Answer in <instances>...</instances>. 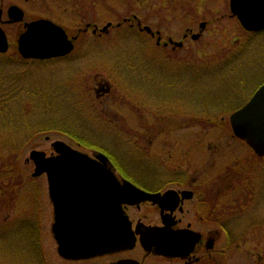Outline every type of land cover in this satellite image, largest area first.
Instances as JSON below:
<instances>
[{"label": "rangeland", "instance_id": "374dc122", "mask_svg": "<svg viewBox=\"0 0 264 264\" xmlns=\"http://www.w3.org/2000/svg\"><path fill=\"white\" fill-rule=\"evenodd\" d=\"M199 2L202 6L204 0ZM0 3L4 8L3 19H7L6 9L15 4L26 12L28 19L40 16L50 18L71 32L77 27L84 28L86 23L97 24L101 28L109 22L114 25L101 36L99 41H95L91 31L85 33L87 37L83 36L85 39L79 42L77 54L74 53L70 59L73 60L72 62L35 63L30 69H26L25 64L11 66L12 63H19L17 40L23 24H2L11 46L5 54L7 57L5 61L10 66L0 67V85L7 90L9 79L7 77L12 76L18 77V83L22 80L31 86L25 87L26 90L39 91L35 100V103H38L36 112H31V108L27 110L30 121L38 117L40 112L44 117L61 120L54 124L62 122V126H74V129L82 130L83 134L102 144L113 155L114 160L120 162L123 159L133 158L134 154L137 157H144L146 152L137 149L142 147L143 143L140 141L148 140V145H151L153 139L154 145L151 149L155 150L156 154L167 157L169 151L173 152V162L167 164V171L208 173L217 169V172L229 170L230 174H233L239 162L240 169L245 161L251 160L249 148L231 135L227 112L223 110L224 114L221 113L222 115H219L214 123L217 125L211 127L206 123L207 113L198 111V104L196 107L189 105L191 102L198 103L199 99L211 92L205 80L214 86L218 82L217 75L225 77L222 83L224 84L232 80L230 79L232 77L245 79L251 73L253 75L264 69V33L260 36L247 34L235 19L224 18L222 14L228 10L229 0H205L204 6L198 10H193L194 0H43L39 1L40 4L26 0H0ZM210 6L215 10L214 12ZM132 15H137L142 25L159 30L166 38L170 37L175 41L183 39L187 28H193L194 32H198L202 20L206 18L214 20L198 41H193L190 37L186 40L184 48L178 53L183 61L181 63L174 58L179 49L174 53H171V47L167 48L168 50L162 47L155 49L154 45L152 46L155 40L152 41L147 33H144L145 37H142L144 40L141 39V42L148 43L149 38L151 44H147L148 48L141 45L137 39L125 37L129 32L128 25L133 21L115 28L118 23L126 18L129 19ZM84 41L88 44L87 50L82 47ZM82 49L85 51L83 58H81ZM237 57L239 58L235 59ZM81 59L80 63L74 61ZM190 59L202 63L201 69L212 74L211 78L214 81L206 78L200 80L195 75L184 74L181 67ZM121 63H126L124 69L119 68ZM131 65L137 66L135 77L129 72ZM2 71L6 77L1 75ZM260 74H256L259 78L254 76L251 79L263 80L264 77ZM97 79L114 82H110L112 85L110 95L103 99L98 98L97 93L92 89ZM168 80L170 84L167 83ZM129 84L135 86L136 93L130 89ZM87 86H90L91 93L86 91ZM253 86L250 81L248 89L245 92L240 91L246 93L244 95L247 97L252 93ZM226 88L225 85L213 89L211 94H223ZM182 110L184 112L182 121L191 120L190 124H186L190 126L182 125L180 129L175 130L174 121L177 117L174 114ZM215 110L216 108L209 109L210 112ZM156 112H159L158 115H163L162 121L157 117ZM8 120L11 124L13 119L8 117ZM198 122L200 126L192 125ZM159 123H167L173 127H162ZM4 125L0 117V264H113L119 257H134L133 255L137 254L139 256L134 259H142L144 252L138 246L134 252L118 253L104 259L100 257L68 261L60 257L51 232L54 219L47 180L45 176L30 180L34 165L25 161L32 149L43 150L49 155L52 152L53 137L49 141L44 138L45 135L35 138L29 142V147L23 148L21 157L15 163L21 176L9 180V184L15 187L11 190L4 188L2 184L3 180L5 184L8 183L4 174L7 168L3 163L6 154L10 153V146L23 145L28 132L22 130L23 134L12 138L10 136L13 132ZM82 125H86L85 130L82 129ZM199 129H203L202 135ZM197 133L201 139L198 138ZM53 134L57 132H50V135ZM55 137L63 139L60 134ZM17 138L21 140H16ZM129 146L132 152L127 149L130 148ZM80 149L89 150L86 147ZM262 167L264 162L263 165L252 170L258 173ZM243 178L244 176L237 177L238 180L234 183L225 178L218 186L219 196L224 197H221V201H217L216 217H213L212 223L215 225V221H219V224L215 225L218 229L213 239L218 251L216 262L217 260L220 262L225 256L220 251L224 247L223 243L227 237L224 230L227 229L233 232L235 237L229 243V248H226V264H264V195L260 205L264 190V173L260 174V178L258 177L253 183V188L254 174L245 181L249 189H252L251 193L244 190V183L238 184ZM207 182L209 185L208 179ZM235 186L238 187L236 191H241L244 197L230 192L235 191ZM225 207L228 208L227 211ZM197 211L191 209L189 222L198 231H208L211 224L209 221H202L203 224L196 221V226L194 225L193 222L200 216ZM130 212L134 221L141 218L143 224L147 226L151 225L155 218L154 210L148 205H143L140 210L133 208ZM208 216L209 212L205 217ZM254 218L260 219L262 225H250L248 228V221ZM26 220L37 226L36 240L39 248L37 253L34 251L26 254L22 234L16 236L13 232L16 223ZM206 225L208 228L204 229ZM34 244L36 246L35 242ZM30 256L34 259L29 258ZM149 259V264L154 262L176 264L169 263L160 256L155 257L151 262Z\"/></svg>", "mask_w": 264, "mask_h": 264}, {"label": "water", "instance_id": "95a60500", "mask_svg": "<svg viewBox=\"0 0 264 264\" xmlns=\"http://www.w3.org/2000/svg\"><path fill=\"white\" fill-rule=\"evenodd\" d=\"M231 9L247 30H264V0H232ZM2 13L0 7V19ZM23 18L24 12L17 6L9 9L10 22H19ZM106 29L107 26L103 30ZM145 29L150 32L149 28ZM73 48L65 30L46 19L27 23L26 31L18 40V51L25 59L64 56ZM7 50V36L0 27V52ZM231 125L236 136L246 140L256 153L264 155V84L243 108L231 116ZM53 147L59 153L57 157H47L45 152L33 150L30 152V159L35 163L33 176L47 173L56 210L58 213L59 208L62 211L53 227L59 242V254L66 259H87L133 247L134 234L123 211L122 222L117 228L104 223V220L107 216L115 215L112 211L115 204L119 210L120 204H133L144 200L156 202L159 196L138 190L127 181L120 188L116 187L115 199L112 195L113 188L108 186L103 195L102 184L112 177L106 174L101 177L100 173H108L110 170L62 141L53 143ZM106 159L101 156V160ZM58 200L60 205L57 204ZM103 216L105 217L102 219ZM159 231L158 228H147L142 237L143 246L147 250L154 248L159 254H180L178 238L165 240Z\"/></svg>", "mask_w": 264, "mask_h": 264}, {"label": "flooded vegetation", "instance_id": "af4514ba", "mask_svg": "<svg viewBox=\"0 0 264 264\" xmlns=\"http://www.w3.org/2000/svg\"><path fill=\"white\" fill-rule=\"evenodd\" d=\"M26 1H30V0H26ZM31 1H39V0H31ZM223 16H227L229 15L228 12L222 14ZM207 23V22H206ZM88 25V23H86V26ZM76 33L70 35V37H74L77 36L76 40H74L75 43V50L77 53V48L79 47V41L81 38V35L84 34L85 30L84 28L81 29V27H77L76 29ZM193 35V30L189 29V31L187 33H185L183 35V42H185L189 37L192 38ZM157 38L159 36H156ZM169 40V39H167ZM168 43V42H167ZM173 46L174 45L172 43H169L168 45H166V47L168 46ZM82 47L86 48L88 47V44L82 43ZM87 50V48H86ZM73 51V52H74ZM84 50L82 49V56L81 58L84 57ZM75 61V60H74ZM82 61L81 60H76V63H80ZM72 62V61H71ZM92 89H94V91L97 93L99 98H104L105 96H109L111 93V85L109 82L104 81V80H100L97 79V81L95 82L94 86L92 87ZM91 90L89 88V86H87V91ZM103 102V100H102ZM136 127V125L134 126ZM90 152V151H89ZM107 153L109 158L111 159V161L115 164V160L114 158H111V154L107 151H105L104 149H102L100 146H96L94 149H92V151L90 152V154H92L93 156H97V154L99 153ZM114 168V175L117 177V179L119 181H121L123 178H128V176H138L140 178H142L141 180H143V183H141V185L143 186V188H145L148 191L151 192H165L168 189H176L179 191V194L182 198H184L182 196V192L183 190H191L192 191V196L184 199V200H180V204L179 207L173 212V216L175 217V225H173L174 228L178 229V230H183L182 233V237L184 239V244L187 242V237L186 234H192L195 236V234H200L199 238L200 240L195 244L192 253L188 254L187 256L184 257H179V258H168V257H162L163 259H165L166 261H169V263L171 262H175L176 264H217L216 262V252H214V250L212 249H208L211 248V244H213V239L216 237L217 234V229H216V224L217 222L215 221V225L212 224L213 223V217H216V206H217V189L218 186L220 184V179L221 177L218 176L217 171H213V172H182V173H178V174H168V175H163L161 172H149V173H134V175L129 174L127 172H122L119 170H116V168L113 166ZM207 179L209 181V185L207 182ZM150 186H148V183ZM159 180H167V181H161L158 183ZM146 205H148L149 207L153 208L154 210V216L155 218H153L152 223L153 225H161L162 221H161V210L159 206L147 203ZM135 207H126L127 212L129 213V216L131 217V212L130 210L133 209ZM138 210L141 209V207L137 208ZM192 210H198L197 212L199 213V215L205 211H209V217H205L202 218L201 216H199L198 220H195L193 223L196 226V221H198L200 224H203L202 221H209L210 224V229L208 231H203V230H196L194 229L192 226L193 224L191 222H189V215L190 212ZM157 214H159L157 216ZM160 216V218H159ZM132 218V217H131ZM214 228V229H213ZM191 231V232H190ZM198 232V233H197ZM205 233H209V234H205ZM191 238V237H189ZM198 238V235L196 237V239ZM192 241L191 239H188V243ZM211 243V244H210ZM140 249H142L139 246ZM143 251V250H142ZM129 251H124V252H119V254H123ZM134 252V251H132ZM143 257L141 258H135V259H140L139 261L141 262V264H149L148 259L150 260V262L152 260H154L155 257H157L154 253H146L145 251H143ZM134 254V253H133ZM134 257L139 256L137 255H133ZM125 256L119 257L118 259H121ZM134 257H127L128 259L133 258ZM149 257V258H148ZM159 257V256H158ZM148 258V259H147ZM117 259V260H118ZM145 261V262H144ZM155 264V262L153 263ZM220 264H226L225 260H221Z\"/></svg>", "mask_w": 264, "mask_h": 264}, {"label": "trees", "instance_id": "16d2710c", "mask_svg": "<svg viewBox=\"0 0 264 264\" xmlns=\"http://www.w3.org/2000/svg\"><path fill=\"white\" fill-rule=\"evenodd\" d=\"M2 76H5V73H1ZM9 78V79H8ZM8 79V84H7V90L2 88L0 85V117L2 119L3 124L6 125V127L9 128L10 131L13 132L12 136L10 137H15L19 136L21 134L22 130L24 132H28L27 137H25V141L23 145L18 146L16 144H13V147H11L10 153L6 154L5 161L3 165L7 168L6 172V178L8 180V183L5 184L3 180V187L4 188H9V189H14L15 187L11 186L9 184V180H13L16 178H19L21 176L18 173V170L16 169L15 163L21 157V152L23 151V148L29 147V142L31 140L38 138V137H43L44 135H50V132L54 129L53 126L55 125L54 123L57 121L55 118L49 117H36L34 120L30 121L29 115L27 110H30L31 112L33 111V105L32 102H35L33 96H23L21 91L19 90L18 87V77H7ZM6 79V83H7ZM5 87V86H4ZM222 102V104H226L227 102H230V104H233V106L236 104V101L232 103L234 100H229L224 99L223 97H217L215 99V102ZM23 103V105H21ZM19 106L16 108L15 106ZM25 105L29 106V108H26ZM38 105V103H37ZM236 106V105H235ZM25 107V109H24ZM6 110L7 112H4ZM22 114V115H21ZM28 114V115H27ZM8 117L12 118L11 124L8 120ZM4 125V126H5ZM24 127V128H23ZM14 129V130H13ZM66 133V132H64ZM67 133H69L67 131ZM16 140H21V138H17ZM26 150V148L24 149ZM15 167V168H14ZM20 172V171H19ZM19 174V175H17ZM20 182V181H19ZM5 184V185H4ZM14 234L21 235L23 236V243H24V250L26 254H30L34 251L39 252V248H37V226L30 221H23L21 223H16L13 228ZM36 243V246L34 244ZM29 258H32L31 256ZM34 259V258H32Z\"/></svg>", "mask_w": 264, "mask_h": 264}, {"label": "bare ground", "instance_id": "6f19581e", "mask_svg": "<svg viewBox=\"0 0 264 264\" xmlns=\"http://www.w3.org/2000/svg\"><path fill=\"white\" fill-rule=\"evenodd\" d=\"M76 61V60H75ZM215 94H211V95H204L203 96V99L205 101H210L212 100V97L214 96ZM122 165H123V168L124 170L129 173V174H132L134 175V173L136 172V163L134 162V160L132 158H130L128 161L126 162H123L122 161ZM56 241V244L57 246H59V242L57 239H55Z\"/></svg>", "mask_w": 264, "mask_h": 264}]
</instances>
